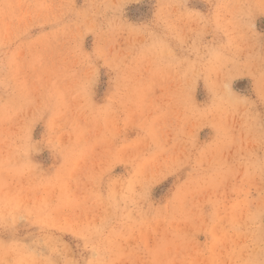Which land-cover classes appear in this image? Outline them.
<instances>
[{"label": "rangeland", "instance_id": "rangeland-1", "mask_svg": "<svg viewBox=\"0 0 264 264\" xmlns=\"http://www.w3.org/2000/svg\"><path fill=\"white\" fill-rule=\"evenodd\" d=\"M0 264H264V0H0Z\"/></svg>", "mask_w": 264, "mask_h": 264}]
</instances>
